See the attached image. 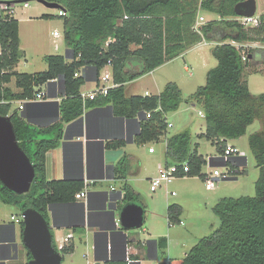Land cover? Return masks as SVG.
<instances>
[{
    "label": "trees",
    "instance_id": "trees-1",
    "mask_svg": "<svg viewBox=\"0 0 264 264\" xmlns=\"http://www.w3.org/2000/svg\"><path fill=\"white\" fill-rule=\"evenodd\" d=\"M48 1L57 2L68 11L63 16L64 39L72 55L69 59L62 54H49L45 57L48 68L36 72L15 70L23 56L20 21L11 12L13 3L5 8L0 4V114L11 116L20 145L36 169L31 190L24 194L11 191L0 180V200L18 207L21 212L34 207L49 218L50 204L73 200L83 188L79 182L49 180L46 156L50 149L59 145L64 123L75 120L84 112L81 87L91 79L87 73L89 68L93 69L92 72L98 69L100 74L110 64L117 85L111 87L107 94L90 99L87 104L112 103L116 114L127 118L150 112V117L141 122L137 141H156L169 129L167 114L178 110L185 100L181 86L170 81L159 94L127 96V84L191 46L219 36L222 42L212 50L218 63L207 72L206 83L199 86L188 100L205 111L207 128L199 137L212 140L221 154L225 152L229 139L245 135L255 120L262 121L261 130L249 137L250 148L260 168L257 194L222 197L213 206L220 226L200 238L182 258H170L169 264H264V92L252 93L245 80L247 72H264V49H261L263 54L259 61L255 58L254 48L246 51L248 57L244 60V46L237 47L227 42L234 39L240 43H264V13L259 15L258 24L245 26L237 20L235 11V5L243 0ZM201 9L220 18L204 22L198 30L196 23ZM51 16L42 15L43 18ZM77 72L80 73L78 76ZM13 77L21 89L18 92L7 85ZM59 78L65 84L60 121L38 127L29 123L18 108L12 110L14 101L34 98L43 85ZM120 144L122 141L111 143L113 146ZM198 146L193 141L191 129L186 128L169 137L167 156L173 162H188L189 176L204 178L203 166L207 159L199 153ZM212 158L220 161V157ZM125 167L126 161L123 160L122 172ZM234 174L237 175L236 172ZM231 178L234 176L226 179ZM127 196L130 200L136 198L129 186ZM182 213L181 204H170V222L180 223ZM161 240L166 241V237ZM54 245L57 247L56 242ZM166 247L167 242L163 243V248ZM73 251L71 243L62 250L63 258ZM27 253L29 261L32 254L28 248ZM108 264L127 263L111 261Z\"/></svg>",
    "mask_w": 264,
    "mask_h": 264
},
{
    "label": "crops",
    "instance_id": "crops-1",
    "mask_svg": "<svg viewBox=\"0 0 264 264\" xmlns=\"http://www.w3.org/2000/svg\"><path fill=\"white\" fill-rule=\"evenodd\" d=\"M200 14L202 13L200 12ZM219 18V15L215 14L210 19ZM18 19L20 20V18ZM219 38L218 36V38L213 40L205 39L191 46L183 53L188 55L199 44H207L208 42L214 43L215 46L217 42H222ZM230 40H227V42ZM244 44L256 50L255 58L258 61L262 59L263 53H261V49H264V43L247 42ZM67 55H72L69 49ZM67 58L70 59V57ZM105 68L108 69V67ZM186 68L191 69V66L186 65ZM15 70H17L16 67ZM92 70V68H89L87 71L91 79L87 80L81 87V94L82 92H92L96 87V71L92 72ZM153 71L140 78L148 77L153 74ZM154 80L160 90L152 91L149 83L145 85L144 92L138 94H159L170 82L168 81L163 88H160L161 83H158L155 77ZM91 83H94V87L89 85ZM131 83L132 81L127 84V88ZM63 84L62 78L49 83L47 85L48 95L44 100L29 101L28 99L30 98L18 100L20 113L29 123L38 127H46L60 121L62 117V95L65 94ZM7 85L12 87L15 92L21 90L17 87L16 78L14 77ZM180 86L184 94V86L182 84ZM198 87L190 92L188 96L184 95L185 100L183 102L196 106L197 104L188 100V97L195 93ZM127 88V96L136 95L127 94ZM89 100L87 99L86 102L83 100L85 107L81 116L71 122L64 123L63 135L59 145L50 149L46 156V171L49 180L79 182L83 186L75 194V199L57 201L49 205L48 220L52 225L54 241H59L62 236L69 232L74 234L71 239L74 251L65 254L63 261L65 262L66 258H70L73 264H80L78 258L83 249L87 252L85 253L88 257L90 248H92L95 260L97 257L101 264H108L111 261H124L129 264L127 261V247L129 245L132 247L131 257L133 261L131 264H159L161 261L167 262L166 258L170 259L172 256L170 254L172 248L180 243L184 246L182 255L185 256L198 240L203 237L202 235L206 233V224L211 223L212 227H215L220 222L219 217L215 215L213 206L222 197L217 200L216 195L218 193L216 191L206 196L203 194L204 196L201 198L200 203L207 211L202 212L200 215L192 211H184L181 215V221L184 224L188 221V231L182 230L181 233L175 234L174 229L167 227L166 223L168 222L170 226L175 224L169 220L168 209L170 204L179 203L184 207L188 200L189 191L199 196L202 194L196 186L187 187L186 194L177 198L171 197L170 194L174 195V190L169 191V186L165 185L157 190L151 188L152 179L159 174L163 167L173 162L167 156V143L169 137L174 133H170L168 129L156 141L138 143L137 136L141 132V122L146 117H150V112L140 113V119L138 118L139 115L134 118H127L117 115L112 103L87 104ZM22 101H25V106L20 109ZM182 106L183 103L178 110L169 112L167 120L171 115L174 121L170 122L168 120V122L172 123L173 127L178 123L181 129L179 132L190 128L194 136V143L199 145V153L208 160L207 155H211V153H207V155L204 153V145L207 142H211L216 147L217 145L212 140L199 137L200 134L206 131L207 121L203 117L204 119L199 124H195L187 113L189 107L182 108ZM240 139L241 137L229 139L228 143L239 147L238 142H240ZM115 141H122V144L118 146L111 145ZM212 157L214 156L210 157L211 167L222 165L221 161H215ZM123 160L126 161L124 172L121 171ZM230 164L232 166L245 167L247 165V156L233 155ZM238 171L240 172L241 169L238 168ZM212 172L213 170L211 169L204 170L203 166L205 177L202 179L206 182V177ZM181 177L201 179L200 176L188 175ZM231 179L239 180V176L236 175ZM128 186L134 191L135 200L128 198ZM206 188L208 190L214 189L208 188L207 184ZM84 189H86L87 195L81 197L80 193ZM110 191L123 196L122 206L129 202H137L143 206L145 209L144 222L148 221V224L143 226V223L137 229H126L120 224H116L113 215L106 208V193ZM12 215L18 214L12 213L11 220L8 221L0 219V264H22L20 262L22 260H25V264H27L28 253L27 247L23 243L22 223L13 220ZM117 216L119 217V213ZM163 237H166V241L161 240ZM165 242H167V247L163 248V243ZM157 253H159V259L154 260L153 258ZM86 262V264H93L89 258H86Z\"/></svg>",
    "mask_w": 264,
    "mask_h": 264
},
{
    "label": "rangeland",
    "instance_id": "rangeland-1",
    "mask_svg": "<svg viewBox=\"0 0 264 264\" xmlns=\"http://www.w3.org/2000/svg\"><path fill=\"white\" fill-rule=\"evenodd\" d=\"M257 4V15H260L264 13V0H257ZM1 6L2 8H5L6 4H1ZM12 8L14 10V17L20 18V37L21 47L23 49V57L19 65L16 66L17 70L20 72H36L46 70L48 68V64L45 60L47 55H67L69 48L64 39L65 17L59 15V7H49L38 0H31L29 2L13 3ZM200 12L202 13L200 16L203 15L207 21L215 15L213 12L202 9ZM43 14H50L52 16L49 18H43ZM55 30H59L61 32L59 37L54 36ZM213 47L214 43L208 42L207 44H199L191 52H189L188 55H186V53L180 54L173 60L156 68L152 72L153 74H150L148 77L142 79L139 77L133 80L132 83L128 85L127 94L142 93L145 90V85L149 83L151 84L150 88L152 91L160 90L158 89L157 82L154 80L155 77L157 78L158 83H161L160 88H163L168 81H175L179 85L182 84L184 86V95L188 96V94L194 91L199 85L206 83L207 71L217 65L218 60L212 52ZM244 48L246 51L251 49L250 46L247 45ZM186 65L191 66V69H187ZM106 70V68H103L102 72H105ZM245 79L248 80L252 93L260 94L264 92V72H247ZM89 85L94 87V83ZM18 107L19 101H14L12 110ZM185 107H189L187 113L189 117L194 120L195 124H199L200 121L204 119L199 114V110L201 109L199 105L193 106L183 102L182 108ZM168 120L170 122L174 121L171 115ZM262 126L263 124L260 119L255 120V122L248 127L247 133L241 136L240 142H238L239 148L245 150L247 153V165L245 167L232 166L231 164L220 165V169L224 172L234 169L233 171L236 172L237 176H239V180L221 178L217 181L214 189L208 190L206 188L207 181L205 182L202 178L177 177L174 179V181L169 185V191H175L174 195L170 194L171 197L177 198L184 196V194H186V188L193 186L198 187L202 194L199 196L198 194H192V191H187L188 200L183 207V212L188 210L197 213V215L202 214V212H206L207 210L201 206V198H203L204 195L206 196L209 193H214L215 191L218 193L216 195L217 200L225 196L240 197L247 195L255 196L257 194L256 181L260 176V168L257 166L256 156L250 148L249 137L251 134L260 131ZM179 130L181 129L178 123H176L175 127H169L170 133L179 132ZM203 150L206 155L207 153H211V155H207L208 160L207 163L204 164V170H213V167L210 165V157H219L221 153L211 142H207L204 145ZM238 168L241 169L240 172H237ZM233 176H235V174H233ZM12 213L20 215L21 211L18 207L6 204L0 200V219L2 221L11 220ZM187 222L185 224L175 223L171 226L168 222L166 223L167 227L174 229V233L178 234L181 233L182 230L188 231ZM147 224L148 221H145L143 226H146ZM219 226L220 222L217 226L215 225V227H212L211 223L206 224V233L202 236L210 234ZM183 248L184 246L182 243L173 247L170 253L172 255L171 258H182L184 256L182 255L184 253ZM23 251L25 252V250ZM85 252L86 251L83 249L80 257L78 258V262H80V264H86V258H89L92 263L95 264L96 260L92 248H90L88 257L86 255L87 252ZM166 260L167 264H169V258H166ZM20 262L25 264V260ZM62 264H73V262L72 259L66 258V261H63Z\"/></svg>",
    "mask_w": 264,
    "mask_h": 264
},
{
    "label": "water",
    "instance_id": "water-1",
    "mask_svg": "<svg viewBox=\"0 0 264 264\" xmlns=\"http://www.w3.org/2000/svg\"><path fill=\"white\" fill-rule=\"evenodd\" d=\"M31 0H0V4L10 5L16 2H29ZM49 7L62 6L57 2L38 0ZM257 0H243L235 5L238 16H255L257 14ZM67 57H70L67 55ZM99 70H96V79ZM95 79V80H96ZM64 93H65V84ZM141 114H139L140 119ZM138 118H136L138 120ZM36 177L35 166L22 148L17 138L14 123L10 115L0 114V180L11 191L24 194L31 190ZM106 208L113 215L116 224L126 229L140 228L144 223L145 209L137 202L121 205L123 196L116 192L106 193ZM119 213V217L117 216ZM24 216L23 243L32 254L27 264H62L63 253L54 245L52 225L47 217L34 207L22 211ZM159 259V253L153 258ZM97 263L101 264L96 257ZM159 264H167L161 261Z\"/></svg>",
    "mask_w": 264,
    "mask_h": 264
},
{
    "label": "built area",
    "instance_id": "built-area-1",
    "mask_svg": "<svg viewBox=\"0 0 264 264\" xmlns=\"http://www.w3.org/2000/svg\"><path fill=\"white\" fill-rule=\"evenodd\" d=\"M8 6L9 5H6V7ZM11 12H14V10L12 9ZM67 13L68 11L66 9L62 7L59 8L60 16H66ZM237 20L240 21L245 26L256 25L259 22V15L256 14L255 16H237ZM206 21L207 20L205 19L203 15L199 16V19L196 23V29L199 30L201 24H203ZM54 35L58 37L61 35V32L59 30H55ZM228 42L232 43L233 45L237 47L246 46L244 43H240L234 39H231ZM242 54H243V59L247 60L248 55L245 49L242 50ZM106 67H108V69L106 68L107 70L105 72H102V70L100 71V74L98 75L97 80H96L95 89L92 92H82V97L85 102L87 99H95L100 94H107L111 87H114L117 85L116 83H114V80H113V73H112L111 65L109 64ZM79 74L80 73L77 72L76 76H78ZM47 95H48V87L47 85H43L42 89L36 93L35 97L32 99L30 98L28 100L29 101L44 100ZM1 102H4V100H2ZM24 102L25 101H22L20 105V109L24 108L25 106ZM199 114L202 117H205V111L202 108L199 110ZM171 126H173V124L169 123V127ZM246 154H247L246 151L240 149L239 147L231 143H228L226 145L225 152L221 154L219 157H220V161L222 162V165H228L233 155H240L244 157V156H247ZM189 171H190V165L188 164V162L186 161L185 162H172L171 164L163 167L160 170L159 174L156 175L152 179L151 188L153 190H157L162 186H165V185L169 186L174 181L175 178L181 177V176H188ZM233 174H234V171L231 169L227 172H224L220 169V166H214L213 172L206 177L208 188L210 189L214 188L219 179L233 177ZM173 194H175V191H173ZM86 195H87L86 189L82 190L80 193V196L84 197ZM12 219L18 223H22L24 221V216L21 212L20 215H12ZM180 223L184 224L183 221H181ZM73 235L74 234L72 232H69L66 235L62 236L59 241L57 242L54 241L57 244V249L62 252V250L65 247L70 245ZM131 249L132 247L129 245L127 247V261L129 262V264H131V262L133 261L131 257Z\"/></svg>",
    "mask_w": 264,
    "mask_h": 264
}]
</instances>
